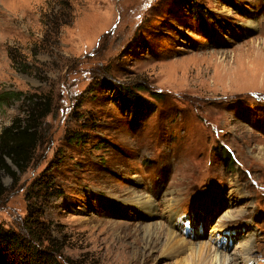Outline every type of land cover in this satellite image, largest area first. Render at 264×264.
<instances>
[{"label": "rangeland", "instance_id": "obj_1", "mask_svg": "<svg viewBox=\"0 0 264 264\" xmlns=\"http://www.w3.org/2000/svg\"><path fill=\"white\" fill-rule=\"evenodd\" d=\"M7 91L25 97L0 105V132L27 97L52 104L27 169L0 172V225L30 241L34 225L36 264H170L144 227L171 219L233 258L254 231L264 264V0H0Z\"/></svg>", "mask_w": 264, "mask_h": 264}, {"label": "trees", "instance_id": "obj_2", "mask_svg": "<svg viewBox=\"0 0 264 264\" xmlns=\"http://www.w3.org/2000/svg\"><path fill=\"white\" fill-rule=\"evenodd\" d=\"M127 90V89H126ZM130 106V112L136 117L137 105L138 111L140 102L137 94L132 90H127ZM25 97L24 93L17 91H7L0 94V105L9 100L21 99ZM26 108L23 114L15 118L12 123L0 132V172L5 171L13 179H17L18 171L23 172L27 169L29 162L33 157L39 145V130L43 120L51 112V101L43 96L27 97ZM138 101L139 103H135ZM228 156L231 154L228 152ZM10 160V162H8ZM15 167L17 170H15ZM4 192V185L0 178V195ZM34 226L30 224L31 241L23 237L18 232L6 229L0 225V260L5 264H36L41 261V253L35 248L34 242L37 233L31 231ZM32 249V250H31ZM22 250H25L22 252ZM27 259V260H25ZM12 260V261H10Z\"/></svg>", "mask_w": 264, "mask_h": 264}, {"label": "bare ground", "instance_id": "obj_3", "mask_svg": "<svg viewBox=\"0 0 264 264\" xmlns=\"http://www.w3.org/2000/svg\"><path fill=\"white\" fill-rule=\"evenodd\" d=\"M255 26L256 24L255 21L253 20L248 23L247 27L253 28ZM138 181L139 180L135 178L136 184ZM173 195L175 196V193H173ZM175 199H176L175 197L166 199L169 203L168 207L170 208V211H173L174 208L173 204L177 206L176 204L177 200ZM126 202L131 204L133 207H135V209L143 212V214L148 217H155L158 214L157 200L150 193L147 194V193L133 192V196H131L129 200L127 199ZM244 211H245L244 207H241L238 210L227 209L222 215L221 219L224 218L225 220H232L234 218H237L238 217L237 215L243 213ZM225 220H223V222H220L218 224L220 229L224 231L226 229L224 227V225L226 224L224 222ZM253 232L254 231L248 230L244 234L242 238V242L238 245V247L235 250V251H239L240 254L237 255V257L233 258L230 256V254H228L227 251L219 250L207 240L198 239L192 241L187 239L184 235L178 232L176 228V221L172 219L167 224L162 221L153 220L147 222L144 227L146 248L151 249L154 247V245L158 244L162 256L167 257L168 260L170 259L169 262L170 264H237L236 263L237 258L243 260L244 261L243 264H253L254 258L253 259L248 258L250 257L248 250L254 240Z\"/></svg>", "mask_w": 264, "mask_h": 264}]
</instances>
